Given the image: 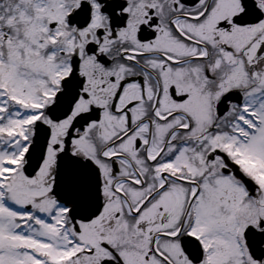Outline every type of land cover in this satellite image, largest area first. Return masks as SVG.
<instances>
[{"label":"snow or ice","instance_id":"1","mask_svg":"<svg viewBox=\"0 0 264 264\" xmlns=\"http://www.w3.org/2000/svg\"><path fill=\"white\" fill-rule=\"evenodd\" d=\"M0 264H264V0H0Z\"/></svg>","mask_w":264,"mask_h":264}]
</instances>
